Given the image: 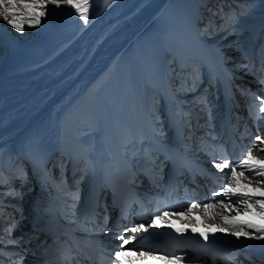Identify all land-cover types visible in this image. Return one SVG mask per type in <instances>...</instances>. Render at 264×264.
<instances>
[{
    "label": "bare ground",
    "instance_id": "1",
    "mask_svg": "<svg viewBox=\"0 0 264 264\" xmlns=\"http://www.w3.org/2000/svg\"><path fill=\"white\" fill-rule=\"evenodd\" d=\"M208 3H211V0H105L102 12L85 32L79 35L78 40L59 57L42 65L36 71L0 79V177L4 181L0 184L1 202L10 201L13 197L12 201L16 203L21 201L25 207L32 206L29 193L32 191L31 195L34 194L36 188L33 184L36 180L33 177L31 166L40 156L44 144L50 145L59 157L70 158V166L66 169L65 176L62 169H57L54 181V186H56L54 194L65 204V210H69L68 213L72 212L70 203L72 200L67 197L78 189L75 175L72 180L68 178L70 168L74 165L76 169L80 168L77 172H86L89 166L94 164L92 147L98 142L103 143L108 163L115 169V174L118 176H126L122 174H125L129 168L133 170L141 157L147 158L150 162L154 161L155 153L164 147L178 150L186 158L191 159L193 155L189 153V150L195 149L194 144L199 145L193 140L191 130L201 135L210 134L220 137L217 129H211V122L222 118L224 108L214 102L211 98L212 93L205 99V95L213 90L211 86L214 85L215 77L228 79L232 86L230 91H233L234 86L237 85L241 88L242 92L237 91L239 94L235 102V111L241 116V120L239 118L238 121L243 124L244 129L247 130L250 126L254 128V133H258L255 136L258 139L253 140L254 144L248 151L252 150L257 159H264V151L260 150L264 148L260 144V141L264 140V112H258V108L264 107V104H261V101H264V70H262L264 58L258 60L255 69V65L250 64L252 59H247L250 60L248 64L240 59L242 49L237 47L226 51L224 57L231 62L228 63L222 60L223 56L219 54V49L214 42L201 40L198 36L199 23L203 16L209 13ZM226 9L230 11L229 8L226 7ZM219 19L215 20V25L219 23ZM6 38L13 48L17 49L21 46L8 33ZM221 46L223 45H219L220 48ZM127 48L129 52H123ZM32 49L28 48L27 52H31ZM183 50L192 56L193 62H200L204 71L198 88L206 84L204 88L206 94L203 95L205 105L201 104L199 95L202 89L189 98L191 103L198 102L197 109L182 107L176 99L178 92L173 90L169 83L172 68L168 65V60L171 57H179L178 51ZM256 50L252 58L254 54L258 57L263 53L264 39ZM217 62L221 64H216ZM180 64L179 62L178 67ZM110 65L115 67V74L112 72L114 68L107 71ZM236 66H239L236 70H243L252 75L249 78L251 87L249 83L238 79L233 70ZM231 70H233L231 72L233 76L228 75ZM112 76L117 81L116 83L109 81ZM105 81L109 82L106 87L107 92L114 96L116 101L122 97L124 86L131 89L130 91L137 98L139 113L135 121L129 117V110L124 105H119L120 109L109 111L105 108L101 113L98 110L96 115L92 114L87 100L90 92L86 90L99 91L102 83H107ZM84 91H86L85 95ZM164 92H168L173 113L167 110L168 100L167 102L162 100ZM258 94L261 95V99H258L260 96ZM157 99L163 102L160 116H154V102ZM256 115L260 116L259 123L262 126L260 131L256 129V125L254 127ZM131 116L134 115L131 114ZM162 119H164V124L159 125L158 121ZM119 121L131 129L130 136L127 133L129 137L127 136L124 142L119 141L114 129ZM191 122L196 127L190 128ZM156 126H158L157 130H155ZM29 129L32 131L30 139L24 140ZM180 131L183 134L181 138L186 137L188 140L191 138V143L184 140L186 144H179L174 138L170 141L171 134L174 132L179 134ZM106 135L107 138H105ZM250 138L253 137L248 135V138L242 140L243 149L248 145ZM13 157L15 163L11 162ZM193 160L196 161L195 158ZM203 161L200 160V162ZM229 163L235 164L232 160ZM214 165L212 164V170L217 177L221 178L219 182L222 183L225 181V173L230 169L221 172ZM156 167H158L157 164ZM155 169L158 170V168ZM245 175L250 177L249 180H243L250 189L264 190V182L258 183V181H264V178L258 176L252 178L253 174L250 172H246ZM12 179L14 181L11 182ZM153 179L157 180V177ZM19 183H26V186H22L25 196L17 200V193L14 194V190L10 188ZM62 185L65 187L62 188ZM79 185L85 193L87 183L80 182ZM138 189L143 188L140 186ZM183 189L184 186L180 184L179 191L183 195V202H186L189 198L185 196ZM2 191L7 193L6 196ZM253 198L262 199L264 197L253 194ZM238 199V196L231 197L232 204L228 208L229 213L219 207L221 202L229 203L228 197L224 196L221 202L215 203L218 205L216 208L209 209L211 215H206L202 211L199 217H194V212L197 210L190 207L192 213L183 218L175 217L170 224L186 226L187 231L190 232L193 227L209 231V237L217 238L229 245L233 256L231 264H264V240L245 237L237 239L230 233L238 231V228L231 227L221 219V213H223L229 218L236 217L251 220L254 223L259 222L251 215H244L245 207L236 203ZM4 211L0 207V214ZM256 211L259 212L260 209L257 207ZM131 220L130 215L127 214L125 220L119 219L113 225L121 229ZM25 221L28 220H23V218L15 220L11 226L13 228L11 234L5 236L2 231L6 226L3 225L4 221L0 216V241L3 242L5 239L12 242L20 241L22 248L28 247L35 232L23 230L24 225L27 224ZM210 225L224 227L229 231L212 232L209 230ZM128 227L131 226L126 228ZM245 230L255 235L254 230L247 228ZM124 235H129V232L124 231ZM240 251L252 254L255 259L236 256V253ZM181 257L184 258L183 264H205L207 262L202 260L201 263H197L188 254ZM15 258L16 256L9 257L0 263L11 264V260ZM257 258H262V261L258 262ZM72 263L73 259L70 264Z\"/></svg>",
    "mask_w": 264,
    "mask_h": 264
},
{
    "label": "rangeland",
    "instance_id": "2",
    "mask_svg": "<svg viewBox=\"0 0 264 264\" xmlns=\"http://www.w3.org/2000/svg\"><path fill=\"white\" fill-rule=\"evenodd\" d=\"M104 1L105 0H88L89 19L87 22L82 20L79 14L75 12V9L71 8L70 6L62 4L60 7H56L53 4H48V14L46 15V17L42 18L41 24L38 27L32 28H29L27 25H25V31L22 33L18 32L2 17H0V33L7 42L6 43L5 41H3L0 36V79L13 77L18 74H26L33 70L36 71L42 65H45L49 61H52L55 58L59 57L66 49H68L78 40L79 35L82 32H85L92 21L102 12ZM215 1L216 0H211V3H208L209 5L207 4L209 6L207 8L209 9V13L207 14V16H203L202 20L199 23L200 31L198 33V36H200L201 40L203 41L205 40L214 42L215 46H217L219 49V54L223 56L222 60L226 62L230 61L229 59L224 57L227 50L229 51V49H234L237 47L241 48L242 55H240V59L248 64L250 60H246L248 59L246 57L250 54L249 58L252 59L254 51L259 46V43L264 39V0H221L225 1V3L228 4V1H232L229 6L230 11L228 12L227 9H225L228 13L224 10V7L216 4ZM18 7H20L21 11H24L22 5H18ZM222 11L224 12L222 13ZM216 18H220L218 21L220 24L216 23L215 25L212 22ZM7 33L8 35H10V37L16 39L21 44L19 48L15 49L10 45V42L6 38ZM260 34L262 35L257 39L256 43L255 40L251 39L252 37H249L255 36L256 39ZM34 43H40L41 46H36V44ZM219 45L223 46H221L220 48ZM30 47L33 49L31 50V52H27L28 48ZM253 47L255 48V50ZM252 49L253 51L251 52ZM123 52H129V49L127 48ZM243 52H245V54H243ZM236 54H238V51H236ZM178 55L179 57H171L168 60V65L172 68V79L170 81V84L173 90L178 92V97L180 98V100L178 97H176L175 95L174 96L182 105V107H187L188 109H197L198 102L191 103L189 101V98L192 97L194 93H199L198 91L202 89V92L199 94L201 104L205 105L206 103V101L203 99V95L206 94L204 92L206 84H204L203 87L198 88V85L201 82L204 74L203 67L201 66L200 62H193L192 56L186 50L178 51ZM179 62L181 64L178 67ZM238 67L239 66H236L235 68H233V70H236ZM111 70L114 74L116 73L115 67L110 65L107 71L109 72ZM233 70L229 71L228 75L233 76V73H231L233 72ZM262 70H264V66H262ZM214 79H216V77ZM110 80H112L114 83L117 82L114 76H112L109 81ZM108 83L109 82L102 83V87H100L101 89L99 91L89 89L88 92L90 93H88L89 96L87 95V100L89 102V107L92 110V114L96 115L98 110L101 113L105 108L109 111L110 109L111 111L113 109H120L119 105H124L125 108L129 110V117H132L135 121V107H137V98L132 94V92L130 91L131 89L124 86L122 90V97L118 101H116L115 97L107 92L108 90L106 89V87ZM248 85L249 87H251L252 84L249 83ZM210 86L211 83L209 87ZM125 89L127 90V92H130V94L128 93L129 95L126 94ZM207 97L208 94L205 96V98ZM258 99H261V95L258 96ZM154 106V116H160L163 109L162 100L157 99V101L154 102ZM158 106H160V108ZM131 109L132 112L130 113ZM131 114H133L134 116H131ZM191 114L193 115L192 111ZM164 119L166 121L165 117ZM117 120H119V118H117ZM158 123L159 125L164 124H161V122ZM114 129L118 134L120 142H124V140L128 136L127 133H129V136L131 134L130 127L121 121L116 124ZM157 129L158 126L155 127V130ZM167 129L169 128L167 127ZM105 138H107V135ZM14 159L15 158L13 157L11 160L12 163H15ZM63 163L68 166V162L62 160L58 162V167L62 169L64 175L67 171L66 167L62 165ZM23 185L26 186V183H19L17 186H14V190H22L23 193ZM2 193L4 194V196H6L7 194H5L4 191H2ZM132 223L133 222H130L128 225H131Z\"/></svg>",
    "mask_w": 264,
    "mask_h": 264
},
{
    "label": "snow or ice",
    "instance_id": "3",
    "mask_svg": "<svg viewBox=\"0 0 264 264\" xmlns=\"http://www.w3.org/2000/svg\"><path fill=\"white\" fill-rule=\"evenodd\" d=\"M53 4L56 7H60L62 4L70 6L75 9V12L79 14L80 18L85 22L88 21V0H0V17H2L8 24H10L18 32L25 31V25L29 28L38 27L41 24L42 18L46 17L48 14L47 5ZM18 5H22L24 11H21ZM264 104V101H261ZM258 112H264V107L258 108ZM261 145H264V140L260 141ZM264 151V148L260 149ZM215 168L224 172L225 169H230L229 172L225 173V188L223 193H214V195H224L229 199L228 204H219L222 209H227L231 206L232 196H238L239 199L236 201L237 204L243 205L245 207L244 215H251L256 218L259 222L254 223L251 220L238 219L236 217L229 218L221 213V219L233 228H238V231H233L230 234L235 236L237 239L240 237L254 238L258 240H264V198L254 199L253 194H259V196L264 197V190L260 188L250 189L248 184L242 183V180H249L250 177L246 176V172L253 174V177L264 178V159H257L253 155V151L250 150L245 156H242L240 161L236 164H230L225 158L215 163ZM239 169V171L237 170ZM264 181H258L261 183ZM199 205L193 204L191 208H197ZM218 205L214 203H208L204 205L205 211L209 209L216 208ZM260 211L257 212L256 208ZM176 215V213H169L165 211L163 215H158L154 220L150 222V227H157L160 221H166L169 224V217ZM181 218L188 216L187 212H181L179 214ZM239 215V213H238ZM254 230L255 235L246 231L245 229ZM209 230L212 232H228L229 230L224 227H219L216 225H210ZM130 231L134 233L147 232L148 228H145L143 224L137 227H133ZM177 233H182L184 229L176 228ZM192 232H199V235L204 241L209 239V231H200L199 228L193 227ZM115 239L121 241L119 245V250L114 252L113 264H135V260L132 259L137 257V251L135 249H126L125 246L129 243L130 239L125 238L124 234H117ZM127 258V259H126ZM138 258L140 259H156L163 261L164 264H183V257L173 256L169 258L167 255L160 256H149L146 252L140 251Z\"/></svg>",
    "mask_w": 264,
    "mask_h": 264
}]
</instances>
